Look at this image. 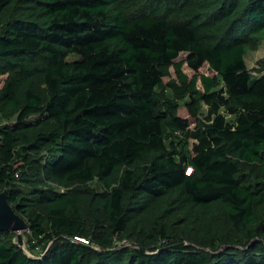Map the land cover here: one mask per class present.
Listing matches in <instances>:
<instances>
[{"label":"trees","instance_id":"16d2710c","mask_svg":"<svg viewBox=\"0 0 264 264\" xmlns=\"http://www.w3.org/2000/svg\"><path fill=\"white\" fill-rule=\"evenodd\" d=\"M263 41L264 0H0V192L35 241L0 264H264Z\"/></svg>","mask_w":264,"mask_h":264},{"label":"rangeland","instance_id":"374dc122","mask_svg":"<svg viewBox=\"0 0 264 264\" xmlns=\"http://www.w3.org/2000/svg\"><path fill=\"white\" fill-rule=\"evenodd\" d=\"M184 56L185 55L181 53L177 60L182 59ZM27 62L31 66H39L41 63L39 59H30ZM245 63H246L247 68L251 71L253 75L258 74L259 69L262 67V65H264V41L259 45L257 49L250 50L247 52V54L245 55ZM182 70L188 77H190L193 74V71L185 63L182 65ZM170 71H171V75L174 76V72L172 68L170 69ZM200 72L205 73V74H210V70L207 68V66H203L200 69ZM4 77L5 76L0 77V84L2 83ZM168 80H169L168 77H164L163 83L166 84ZM197 88L198 89L202 88L200 81H197ZM163 90H164L163 87L158 88V92H161ZM203 111H204V108H202V112ZM178 112L180 116L188 117L187 111L185 107L183 106V104H181V106L179 107ZM6 122L11 123L10 121H7L6 119H3L0 116V125L5 124ZM190 123L192 125L193 120H190ZM19 232L21 234V240H22L21 246L24 248V250L26 251L28 255H31V253L29 252V249L27 248V245L29 244V242H35V241L30 240L31 236L29 233V229L25 228L24 230H20ZM15 233L17 234V232Z\"/></svg>","mask_w":264,"mask_h":264},{"label":"water","instance_id":"95a60500","mask_svg":"<svg viewBox=\"0 0 264 264\" xmlns=\"http://www.w3.org/2000/svg\"><path fill=\"white\" fill-rule=\"evenodd\" d=\"M27 228L23 217L14 211L13 206L8 202L7 191L0 192V231L17 232V243L22 245L20 230Z\"/></svg>","mask_w":264,"mask_h":264},{"label":"bare ground","instance_id":"6f19581e","mask_svg":"<svg viewBox=\"0 0 264 264\" xmlns=\"http://www.w3.org/2000/svg\"><path fill=\"white\" fill-rule=\"evenodd\" d=\"M20 233V232H19Z\"/></svg>","mask_w":264,"mask_h":264}]
</instances>
